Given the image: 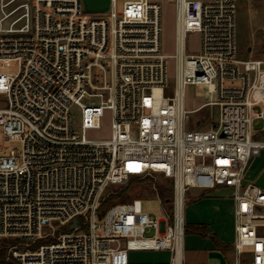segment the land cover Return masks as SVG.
Returning <instances> with one entry per match:
<instances>
[{
  "label": "built area",
  "instance_id": "1",
  "mask_svg": "<svg viewBox=\"0 0 264 264\" xmlns=\"http://www.w3.org/2000/svg\"><path fill=\"white\" fill-rule=\"evenodd\" d=\"M118 1L99 16L82 0H0V133L21 143L0 147V264H128L131 252L184 264L187 196L217 189L233 192L230 264H264V189L251 176L264 61L239 57L237 0H174L173 56L161 52V4L122 0L119 12ZM190 34L199 54H187ZM188 86L209 101L188 111ZM205 107L219 109L216 125L188 129ZM107 111L110 138H89ZM132 179L170 184L164 219L140 200L100 213Z\"/></svg>",
  "mask_w": 264,
  "mask_h": 264
},
{
  "label": "rangeland",
  "instance_id": "2",
  "mask_svg": "<svg viewBox=\"0 0 264 264\" xmlns=\"http://www.w3.org/2000/svg\"><path fill=\"white\" fill-rule=\"evenodd\" d=\"M110 0H82V6L85 14L103 15L110 9ZM157 2L162 7V36L161 52L167 56L176 54V11L174 0H150ZM122 0L118 1V10L121 11ZM238 10V45L239 57L242 60L264 61V0H237ZM200 51V36L190 34L187 37V54L196 55ZM169 78L174 80L176 73V62L170 59L168 63ZM15 70H12L14 72ZM209 101V95L205 89L188 86L185 92V107L188 111L195 110ZM8 101L0 97V108H6ZM219 116L217 107H205L189 115L187 128L190 130H207L215 126ZM112 129V115L109 111L105 112L102 118L101 131H91L87 136L94 140L109 139ZM254 140L264 143V121L254 126ZM0 147L4 154L11 151H20L21 143L17 140H6L0 133ZM264 164V151H257L252 159V165ZM167 191L171 193L170 184L163 180L157 181L132 179L126 186L112 187L108 189L105 200V208L113 205L129 203L133 200H140L144 213L158 218H165V211L161 205L160 192ZM198 190H191L187 196L186 210L187 225L206 226L208 231L207 238H201L194 235L186 236L184 250V264H229L235 259L201 251L196 248L197 245H191L190 242H197L198 238L213 243L218 239L212 232L214 228L222 237L221 246L227 245L231 236L229 228L230 202L233 192L230 190L217 189L211 193H203ZM211 224V229L210 225ZM57 234L61 230L56 228ZM197 238V239H195ZM189 242V243H187ZM43 244L46 242L43 241ZM195 244V243H194ZM137 254L154 255L153 253L138 252ZM248 259V258H246ZM249 260V259H248ZM246 261V260H245Z\"/></svg>",
  "mask_w": 264,
  "mask_h": 264
},
{
  "label": "crops",
  "instance_id": "3",
  "mask_svg": "<svg viewBox=\"0 0 264 264\" xmlns=\"http://www.w3.org/2000/svg\"><path fill=\"white\" fill-rule=\"evenodd\" d=\"M252 173L251 176H257L259 175L263 170H264V164H254L252 165ZM211 193V192H209ZM203 194V193H202ZM230 202V218H231V223H230V230H231V236L228 240L229 246L224 245L221 246L220 240L223 242V237L214 229L212 228V232L217 235L219 241L217 240V245L214 243H209L207 240L199 239L197 242H187L191 245H197L196 248L194 249H199L201 251H209V253L212 252V254H217L221 256V253L225 255L226 257H229L228 259L232 258L235 259V254L233 251V243L235 240V234H234V217H233V202L231 199L229 200ZM210 225L211 229V224L207 223ZM197 239V238H195ZM195 243V244H194ZM138 252H131L130 257H129V263L128 264H170V258L171 255L169 252H144V253H153L154 255H148V254H137ZM230 264V263H229Z\"/></svg>",
  "mask_w": 264,
  "mask_h": 264
},
{
  "label": "trees",
  "instance_id": "4",
  "mask_svg": "<svg viewBox=\"0 0 264 264\" xmlns=\"http://www.w3.org/2000/svg\"><path fill=\"white\" fill-rule=\"evenodd\" d=\"M159 194H160L161 200L163 202L168 203L171 201V193L169 195V192L167 193V191H161ZM106 202L107 201L104 200L102 203V206L100 209V213H102V214H104L105 211L107 210V208H105ZM185 235L186 236L194 235V236H198V237L205 239L208 236L207 227L204 225L200 226V227L196 226V225H186ZM213 243L218 246L217 241L215 239L213 240Z\"/></svg>",
  "mask_w": 264,
  "mask_h": 264
},
{
  "label": "water",
  "instance_id": "5",
  "mask_svg": "<svg viewBox=\"0 0 264 264\" xmlns=\"http://www.w3.org/2000/svg\"><path fill=\"white\" fill-rule=\"evenodd\" d=\"M246 183H244L245 185ZM255 185L257 187L263 188L264 189V170L258 175L256 181H255ZM77 225V220H75L73 222V227H76Z\"/></svg>",
  "mask_w": 264,
  "mask_h": 264
}]
</instances>
